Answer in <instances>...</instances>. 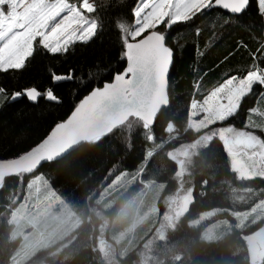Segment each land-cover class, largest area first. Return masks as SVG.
I'll return each mask as SVG.
<instances>
[{
    "label": "trees",
    "instance_id": "1",
    "mask_svg": "<svg viewBox=\"0 0 264 264\" xmlns=\"http://www.w3.org/2000/svg\"><path fill=\"white\" fill-rule=\"evenodd\" d=\"M136 3L137 0H96L95 15L104 21L107 35L99 36L94 43H76L67 54L49 53L37 42L39 54L29 58L24 69L0 73V85L8 93L37 87L41 92L52 89L60 99L56 103L41 97L32 103L23 97L13 101L0 96V159L17 157L38 144L87 93L123 70L124 47L115 22L132 25ZM225 19L222 10L213 9L194 21L167 30L169 44L174 48L169 101L151 125L131 117L108 134L80 145L61 158L34 170L19 169L3 180L0 264H12L20 246V240L12 237L14 226L10 215L22 200L27 182L37 172L82 217L74 230L51 246L39 249L21 264H251L246 238L264 226V218L250 215L242 220L227 210L228 200L224 202L218 196L212 155L221 175L233 178L229 153L219 136L213 135L197 154H187L179 166L183 150L188 151L191 147L187 145L197 141L202 132L215 134L218 127L227 125L243 129L248 108L258 106L259 112H264V100L253 95L246 98L240 114L224 124H212L202 132L187 126L193 98L202 99L231 75H244L256 60L264 57L261 25L225 26ZM197 28L201 30L199 36ZM158 29L165 30L163 25ZM69 70L74 71L73 80L53 82V73L66 74ZM253 131L264 138V131L259 128ZM123 171L139 174L125 190L108 195L106 201L113 199V203L105 206L99 195ZM146 181L152 187L163 183L164 190L171 193L180 191L183 183H189L191 201L184 215L161 237L157 229L163 226L165 199L158 196L154 220L146 221L143 230H136L134 242L126 248L127 239H119L124 227L117 231L132 220L137 199L148 190L142 186ZM253 181L264 184V178ZM141 187L144 191L139 194ZM222 192L226 195L224 185ZM134 195H137L135 201L129 204ZM212 209L217 211L200 218L201 213ZM217 223L224 224L222 233L206 239L207 229ZM260 264H264V255Z\"/></svg>",
    "mask_w": 264,
    "mask_h": 264
},
{
    "label": "snow or ice",
    "instance_id": "2",
    "mask_svg": "<svg viewBox=\"0 0 264 264\" xmlns=\"http://www.w3.org/2000/svg\"><path fill=\"white\" fill-rule=\"evenodd\" d=\"M213 9L226 15L225 26L252 28L261 25L264 36V0H137L132 9L134 23L115 22L123 43V58L127 66L113 76L111 83L94 88L68 119L57 123L52 132L30 152H41L78 128L95 122L110 113L124 109H143L168 89V74L173 65L174 48L169 44L168 29L177 24L194 21ZM97 8L90 0H0V73L22 70L29 58L38 55V42L52 54H67L76 43L95 42L107 35L104 21L95 15ZM110 22V26H111ZM165 30H159L158 26ZM201 30L196 29L199 36ZM247 47V45H241ZM264 51V44H261ZM53 82L74 79V71L52 74ZM256 95L264 100V57H260L243 76L231 75L213 88L202 101L192 99L190 107L198 115L206 116L213 125L224 124L238 116L247 97ZM0 96L15 101L26 98L36 103L43 97L50 102L60 99L52 89L41 92L37 87L8 93L0 85ZM256 106L247 109L243 129L234 125L218 127L221 141L234 155L264 160V138L248 128L253 125ZM264 116V112L259 113Z\"/></svg>",
    "mask_w": 264,
    "mask_h": 264
},
{
    "label": "rangeland",
    "instance_id": "3",
    "mask_svg": "<svg viewBox=\"0 0 264 264\" xmlns=\"http://www.w3.org/2000/svg\"><path fill=\"white\" fill-rule=\"evenodd\" d=\"M69 2L78 3V0H69ZM90 2L96 5V0H90ZM203 98L196 100L202 101ZM256 108L258 111L252 116L251 122L253 125L259 124L264 126V116L259 114L260 108L258 106ZM257 116H260L262 119H259ZM210 125H212L211 120L206 116L198 115L189 104L188 128L193 131H203ZM254 128H248L246 130L253 131ZM201 134L202 135L197 141H192L187 145L191 147V150L189 149L190 151L183 150L179 164L183 162L187 154H197L200 148L205 147L209 143L213 135L219 136L218 131L215 132V134H209L207 132H202ZM225 149L229 153V167L230 171L233 173V178L231 176H222L215 155H212L211 158L217 179L218 196L224 200V202H226L227 199L228 202L225 203L227 210L240 217L242 220L250 218V215H256L257 218H264V184L253 181L255 178H264V160L259 158L251 160L248 159L247 156L241 157L234 155L233 152L228 151L226 145ZM179 172L182 173V170H179ZM138 174L139 172H121L106 185L101 195H99V200H105V206L113 203V199L111 201H106L105 198L116 190H125L136 181L135 179L138 177ZM234 178H237L239 181L235 183V181H233ZM241 182L247 183L241 184ZM142 184L144 188L148 189L147 192L137 199L132 214V220L128 221L125 226H121L117 231L119 232L121 228L124 227V229L122 228L119 239H127V243H125L126 246L124 245L126 248H130L128 246L134 242L136 230H143L146 221L154 220V215L156 213L155 206L159 200L158 196L162 195L163 199H165L164 220L161 223L163 226L157 229L161 237L165 235L167 228L174 225L178 217L184 215L191 201L192 188L189 186V183L187 185L183 183L182 189L175 193L166 192L163 183H157V185H155L156 187L158 186V189L152 187L151 182L148 181L142 182ZM222 185H224L226 195L222 192ZM144 188L141 187L139 189V194L144 191ZM24 190L25 193L22 200L18 201L10 215V220L14 226L12 237L13 239L18 238L20 240V246L12 257L14 259L12 264H21L39 249L54 244L68 233V231L74 230L80 224L82 217L81 213L78 215L76 210L69 203L54 193L48 179L40 172L35 173V175L29 179ZM136 197L137 195H134L129 204L132 200L135 201ZM216 211L217 209L205 211L201 213L200 218L207 217L209 214L215 213ZM191 223L195 224L196 221H191ZM223 226V223H217L208 228L205 232V238L210 240L218 237L222 233ZM110 232H113L112 228ZM246 241L249 248L251 264H260L264 255V226L248 235ZM117 242L116 240V243ZM9 264H11V262Z\"/></svg>",
    "mask_w": 264,
    "mask_h": 264
},
{
    "label": "water",
    "instance_id": "4",
    "mask_svg": "<svg viewBox=\"0 0 264 264\" xmlns=\"http://www.w3.org/2000/svg\"><path fill=\"white\" fill-rule=\"evenodd\" d=\"M126 66H127V61L125 63V67ZM170 71L168 74V80L170 76ZM113 76L110 80L106 82L111 83L113 80ZM106 82H104L101 86H99V88H103ZM168 89H169V83H168ZM168 89L166 92H162L158 96H156L143 109H140V110L124 109L121 111L110 113L107 116L95 122H91L89 124H86L78 128L71 135L60 138L59 140H57L55 143L50 145L44 151L30 152L31 149H34L37 145H39L52 132L53 128L56 125L55 124L53 128L50 130V132L46 135V137L43 138V140H41L38 144L33 146L28 151L24 152L23 154L17 157L0 159V184L3 182L5 178L9 177L17 170L19 169L20 170H34L43 164H46L48 162L61 158L64 155L76 149L77 147H79L80 145L88 143L98 137H102L108 134L114 128L122 125L131 117H137L142 122H144L146 125H151L156 120L161 110L168 104V101H169ZM91 91L87 93L77 103V105L74 107L71 113L75 110V108L79 105V103L91 93ZM71 113L61 122L66 121L68 117L71 115Z\"/></svg>",
    "mask_w": 264,
    "mask_h": 264
},
{
    "label": "bare ground",
    "instance_id": "5",
    "mask_svg": "<svg viewBox=\"0 0 264 264\" xmlns=\"http://www.w3.org/2000/svg\"><path fill=\"white\" fill-rule=\"evenodd\" d=\"M180 165H182V163Z\"/></svg>",
    "mask_w": 264,
    "mask_h": 264
},
{
    "label": "flooded vegetation",
    "instance_id": "6",
    "mask_svg": "<svg viewBox=\"0 0 264 264\" xmlns=\"http://www.w3.org/2000/svg\"><path fill=\"white\" fill-rule=\"evenodd\" d=\"M168 83H169V80H168Z\"/></svg>",
    "mask_w": 264,
    "mask_h": 264
}]
</instances>
